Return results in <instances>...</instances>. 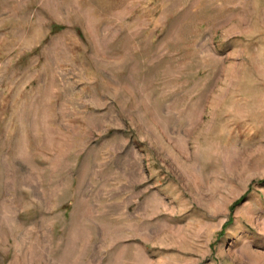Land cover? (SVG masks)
<instances>
[{"label":"rangeland","instance_id":"374dc122","mask_svg":"<svg viewBox=\"0 0 264 264\" xmlns=\"http://www.w3.org/2000/svg\"><path fill=\"white\" fill-rule=\"evenodd\" d=\"M0 264H264V0H0Z\"/></svg>","mask_w":264,"mask_h":264}]
</instances>
